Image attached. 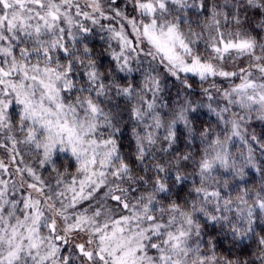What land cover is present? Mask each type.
<instances>
[{
    "label": "clouds",
    "instance_id": "clouds-1",
    "mask_svg": "<svg viewBox=\"0 0 264 264\" xmlns=\"http://www.w3.org/2000/svg\"><path fill=\"white\" fill-rule=\"evenodd\" d=\"M0 264H264V0H0Z\"/></svg>",
    "mask_w": 264,
    "mask_h": 264
}]
</instances>
